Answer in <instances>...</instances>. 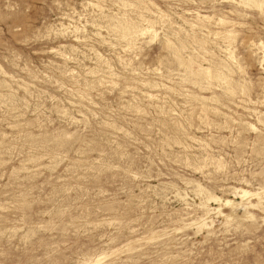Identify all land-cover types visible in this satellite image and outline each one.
I'll return each mask as SVG.
<instances>
[{"label":"rangeland","instance_id":"rangeland-1","mask_svg":"<svg viewBox=\"0 0 264 264\" xmlns=\"http://www.w3.org/2000/svg\"><path fill=\"white\" fill-rule=\"evenodd\" d=\"M263 4L0 0V264H264Z\"/></svg>","mask_w":264,"mask_h":264},{"label":"bare ground","instance_id":"bare-ground-1","mask_svg":"<svg viewBox=\"0 0 264 264\" xmlns=\"http://www.w3.org/2000/svg\"><path fill=\"white\" fill-rule=\"evenodd\" d=\"M264 5V4H263ZM146 32V31H145ZM144 32V33H145ZM156 32V31H155ZM154 37V36H153ZM206 190V189H205ZM204 190V191H205ZM240 195H241V197H242V199H244V202H245V204H244V202L242 201L241 203H236V202H234L233 200H229V199H227L226 201H225V205H229V204H231V205H233V206H236V205H238V204H240V205H243L244 207H246L245 208V211H244V216H246V217H253V214L251 213V211H249L248 210V206H252V205H255V204H253L251 201H250V199L252 198V196H256V198L258 197L259 199H261V193L260 192H250L249 190H247V189H241L240 190ZM208 198V197H207ZM208 199H212V200H220V198H218V197H215V196H211V197H209ZM204 201V200H203ZM207 201V200H206ZM261 201V200H260ZM208 202V201H207ZM220 202V201H219ZM247 204V205H246ZM246 205V206H245ZM258 205H260V204H258ZM239 206V205H238ZM261 207H263L262 205H260ZM204 207V206H203ZM257 207V206H256ZM259 207V206H258ZM252 208V207H251ZM220 212H221V210L222 209H218ZM224 210V209H223ZM210 211H211V209H207L206 211H205V213L206 214H209L210 213ZM233 211V210H232ZM235 212V211H234ZM234 212H231V211H228L227 212V214H226V216L228 217V218H231L232 216H236V214L234 213ZM226 213V212H225ZM202 221H204L203 219L201 220V224H200V227H201V225H203V222ZM204 223H205V221H204ZM197 226H199V225H197ZM197 228H199V227H197ZM200 229V228H199Z\"/></svg>","mask_w":264,"mask_h":264}]
</instances>
